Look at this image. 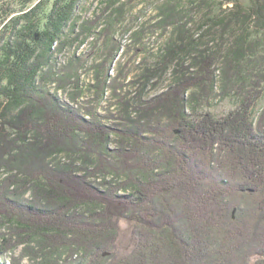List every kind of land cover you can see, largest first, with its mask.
Returning a JSON list of instances; mask_svg holds the SVG:
<instances>
[{"label":"trees","instance_id":"trees-1","mask_svg":"<svg viewBox=\"0 0 264 264\" xmlns=\"http://www.w3.org/2000/svg\"><path fill=\"white\" fill-rule=\"evenodd\" d=\"M135 1L102 0L83 19L85 0H0V264H264V108L254 113L264 69L249 86L240 76L239 105L219 118L186 113L211 93L214 57L134 107L124 67H110L115 25ZM251 1L234 50L217 53L230 84L263 43L245 49L253 20L254 35L264 31V4ZM182 4L164 1L152 28L183 39L193 18ZM107 12L103 60L84 87V56L60 67L56 57L97 36ZM109 91L116 105L102 113Z\"/></svg>","mask_w":264,"mask_h":264},{"label":"rangeland","instance_id":"rangeland-1","mask_svg":"<svg viewBox=\"0 0 264 264\" xmlns=\"http://www.w3.org/2000/svg\"><path fill=\"white\" fill-rule=\"evenodd\" d=\"M164 1L168 0H136L131 5L126 20L122 24L115 25V31L111 37L116 43L121 44V49L111 64L110 75L116 76L120 68L124 67L127 86L123 89L122 95L129 93L127 98L135 107L139 106L138 96L143 103L154 99L167 92L185 73L189 77H195L194 74L199 67H193L190 71L192 74L186 72V67L196 61H203L205 57L208 59L214 57L216 58L213 66L214 87L210 94L208 92L204 96H199L195 109L191 105L188 106L186 113L191 116L197 113H211L216 118L227 115L239 105L240 99L236 92L239 90L240 76L246 77L249 86L254 79L252 74L261 70L260 68L264 69V31L260 30L254 35L253 31L257 29L254 23L256 20L249 25L248 31L251 34L248 36L245 49L252 47L250 43L252 45H258L257 41L263 43L257 46L254 54H247L240 62V67L237 69L240 74L234 77L232 84L228 83L223 76L226 68L224 58L217 55V53L226 55L234 50L232 45L243 31V17L250 13L251 8L254 7L253 2L240 0V11L233 5L222 7L219 0H183L182 5L189 10L193 22L188 26L189 33L181 39V32H175L174 28H169L167 31L152 28L157 21L155 17L158 14V8ZM101 2L102 0H85L79 15L83 19H93L100 13L98 10L102 9ZM261 4H264V0ZM109 13L107 12L101 19L99 28L96 30L97 36L91 37L78 50H75V46L68 47L63 54L56 57L57 67H60L68 62L74 52L84 56L86 65L80 72L84 87L93 80L94 71L90 72L88 69L103 60L102 51L105 47L103 49L101 41L97 43L96 40L99 31L106 26V16ZM144 27L148 30L146 35L140 42L135 43L133 34ZM221 44L223 47H220ZM199 92L200 87L195 86L191 88L189 95L197 98L196 95ZM60 96L62 100L68 102V94L61 92ZM86 97L90 98L88 95ZM110 104L116 105V99L109 91L102 104L101 112L104 113L105 107ZM263 108L264 88L254 113L257 114ZM115 109L118 111L115 107L112 110L115 111Z\"/></svg>","mask_w":264,"mask_h":264}]
</instances>
